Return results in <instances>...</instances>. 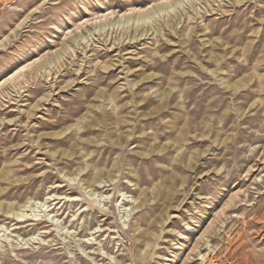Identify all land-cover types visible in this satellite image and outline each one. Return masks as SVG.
<instances>
[{"label":"rangeland","instance_id":"obj_1","mask_svg":"<svg viewBox=\"0 0 264 264\" xmlns=\"http://www.w3.org/2000/svg\"><path fill=\"white\" fill-rule=\"evenodd\" d=\"M211 256L264 264V0H0V264Z\"/></svg>","mask_w":264,"mask_h":264},{"label":"bare ground","instance_id":"obj_2","mask_svg":"<svg viewBox=\"0 0 264 264\" xmlns=\"http://www.w3.org/2000/svg\"><path fill=\"white\" fill-rule=\"evenodd\" d=\"M119 139V138H118ZM117 140H115V142H116ZM119 146H120V144H119ZM96 180V179H95ZM140 205V204H139ZM203 258V257H202ZM201 258V259H202ZM205 259V258H204ZM216 258H215V256H211V257H209V258H206L205 259V264H215V262H216V260H215Z\"/></svg>","mask_w":264,"mask_h":264}]
</instances>
